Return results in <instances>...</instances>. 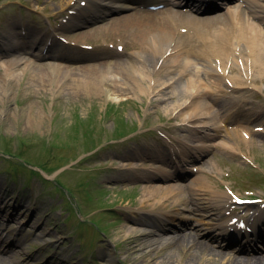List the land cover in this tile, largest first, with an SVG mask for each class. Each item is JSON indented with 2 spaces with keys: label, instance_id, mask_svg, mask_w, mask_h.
<instances>
[{
  "label": "rangeland",
  "instance_id": "rangeland-1",
  "mask_svg": "<svg viewBox=\"0 0 264 264\" xmlns=\"http://www.w3.org/2000/svg\"><path fill=\"white\" fill-rule=\"evenodd\" d=\"M236 1L197 16L226 15L231 6L244 7L246 2ZM82 2L75 0L71 6H83ZM69 10L61 7V0H0V35L13 32L18 41L0 36L11 50L0 54V65L22 54L43 66H87L122 57V61L134 59L146 69L137 59L142 47L129 45L125 28L116 34H87L105 22L75 28L62 26ZM133 12L131 8L113 16ZM182 26V34L193 30L187 23ZM261 27L264 28L263 23ZM28 31L38 32L41 38H48L47 42L53 40L50 52L58 57L39 56V43L23 50L20 42L29 41L32 36L19 39L16 33L26 36ZM246 50L241 45L236 55ZM172 56L167 66L158 65L157 70L162 71L156 78L146 77L142 86L148 89L133 88L134 82L130 83L129 78V84L123 79L121 84L110 83L117 99L99 91L103 81L86 83L74 94L75 88L69 87L70 80L63 73L59 75L63 77L60 87L44 88L32 81L34 64L23 75L26 63L12 68L10 73H16L15 79L11 83L5 81L3 87L0 84V258L4 264H161L174 256L175 263L184 264L194 254L200 264H228V256L212 258L200 252L196 255L189 247L181 254L173 253L166 242L188 221L166 223L162 220L166 216L157 211L179 209L199 227L204 225L197 221L200 209L188 210L198 203L209 206L214 216L212 224L222 225L225 215L247 217L248 221L256 212L261 213L255 223L264 237V209L260 206L264 202V75L252 67L250 60L245 63V55L236 56L239 60L228 59L225 68V62L221 64L218 58L188 56L189 68L184 72L173 66L176 64L171 63ZM51 74L58 76L56 71ZM188 79L199 81L190 94L186 92ZM194 102L201 106L196 109ZM193 115L202 118V122H194ZM118 133L128 135L119 138ZM195 147L204 150L185 164V175L176 173L175 168L182 166L180 158L190 152L198 154ZM3 149L16 152L14 158L5 155ZM120 161L142 171L119 174L115 168ZM37 169L43 170L44 181L34 175L33 170ZM150 175L157 184L175 185L179 198L201 195L205 203L186 206L174 204L171 198L165 202L166 208L145 203L146 214L142 213L139 206L145 199L143 188L147 182L141 177ZM168 177L171 178L162 181ZM198 177L204 178L208 188H189ZM237 196L257 197V201L236 203ZM5 214H12L14 219ZM132 215L135 220H146L155 233L148 237L157 242L146 248L149 254H126L128 244L140 239L138 232L126 235L128 228L138 226L130 222ZM207 219L203 217L202 221ZM139 227L147 229V225ZM205 231L198 232L199 238L215 249L224 246L222 250L227 255L235 254L231 246H225L220 234L212 240L204 235ZM8 240H15V246L8 248ZM253 247L264 256L261 242L253 243ZM105 252L112 256H105ZM253 253L245 248L237 257L243 259Z\"/></svg>",
  "mask_w": 264,
  "mask_h": 264
},
{
  "label": "bare ground",
  "instance_id": "bare-ground-1",
  "mask_svg": "<svg viewBox=\"0 0 264 264\" xmlns=\"http://www.w3.org/2000/svg\"><path fill=\"white\" fill-rule=\"evenodd\" d=\"M71 1L72 0H61V7L71 8ZM130 1L142 2V0H87V6L79 7L78 14L75 16H69V20L66 22V24H64V26L68 28H75L87 26L88 24H94L101 21L105 22L87 34L102 32L116 34L118 30L125 28V32L127 33L125 36L130 39L129 45L131 47H134L135 45H138L140 48L142 47L138 54L139 58L137 59L142 61L147 66L146 69L141 67L140 64H137L134 59L122 61V57H120V60L117 59L113 62L106 61L104 63H97L87 66L61 67L60 65L56 64L43 66L31 62L29 58L20 54L15 58L4 62L3 65H0V84H2L3 87V83H5V81L11 83V81L15 79L16 73H10L12 68L26 63V68H24L21 72L23 75L29 68L28 66L34 64V69H36V72L32 81L36 83V86L42 85L44 88H47V86L49 88H58L60 87L59 85L61 83V79L66 77L70 80L69 87H74V94H78L80 92V86L84 87L83 85L89 82L91 84H95L97 81L99 84H101L103 81V84L99 87V91L105 92L108 96H110L111 99H117L118 96L112 92L109 86L110 83L121 84L123 79V81L127 84V79L129 78L130 83L134 82L133 88L142 90L148 89V87L142 86L146 77L149 79L153 77L156 78L158 73L162 71L160 69L157 70V68L159 66H167L173 53L175 54L171 58V63L173 62L176 64L173 66L181 67L182 72H184L183 70H187L189 68L188 64L190 62L187 60L188 56L190 57L193 55L204 59L209 57L216 59L218 58L221 64L225 62L223 64L225 68L228 59L235 58V60H239L236 56L241 57V55H245L247 57L245 63L247 64V60H250L252 67L256 68V70L258 69L259 72L264 75V30L262 29L263 27L261 28V23L264 22V7H262L264 5L258 3L257 0H251V3L247 7L249 12L245 11V9L239 6L237 9L230 8L227 16L211 15L205 17L188 16V14L182 13L181 11L175 9L182 4L191 6V8L196 10L213 9L214 5H205L203 3L205 0H147L146 2L152 1L150 2L152 5L155 3L154 1H157L166 3L172 7L161 10H138L134 11L133 13L124 14L118 17L112 16V19H109L111 14L133 8ZM61 11H63V9ZM257 19L259 22L258 24L253 21ZM183 23L189 24V26L193 29L192 32L182 34L180 28L184 27L182 26ZM37 33L38 32L33 33L28 31L27 35L25 34L26 36H22L20 32L16 33L18 34L19 39L21 37L31 38L32 36V39L29 41L20 42L21 48L24 50L26 46L33 47L34 43L38 41L40 51H42L43 48H46L45 53L42 54L43 52H40L39 56L48 55L52 58L58 57V55L50 52L51 47L55 42L50 40L47 46L46 39L41 38V36H38ZM0 36L3 39H8V41L11 40L12 42H18L16 40V35H14L13 32L5 31ZM73 39L77 41V36L75 38L73 37ZM0 42V54H7L9 51L11 52L9 47L6 48L4 46L2 40H0ZM241 45L246 47V53L245 51L243 53L240 51L238 55H236V51ZM34 47H36V45ZM245 63L243 64V67L247 66ZM249 67L251 68V66ZM48 68H51L52 71H56L58 76L51 74L52 71L48 72ZM80 72L82 74H80ZM62 73L64 76L62 75L63 77L60 78L59 75ZM92 73L96 74V76H94ZM80 76L81 78L79 79ZM238 80L239 82H242L240 81V78ZM198 82L199 81L197 80L188 79L186 92L188 91L190 94L191 89L195 87ZM192 94H199L200 96L209 95L207 92H194ZM191 97H193V95H191L190 98ZM192 104H195L196 109L201 106L200 102H194ZM191 119L194 122H202V118L197 117V115H193ZM195 148L198 154L190 152V154L187 153L186 158L180 159V162L182 161V166L176 168V171L179 170L177 173L181 172L182 175H185L184 173L187 171L185 164H188L189 161H193L198 158L199 152L201 153L204 150L202 147ZM115 171L119 174L126 173L129 175L131 172L138 173L139 171H142V168L130 166L129 162L120 161V163L117 164ZM140 173L144 175L143 172ZM146 174L149 175V173ZM141 178H143L142 180L147 183L143 188L145 199L140 202V209H146L145 203L150 204L154 208L158 205L166 208L165 202L170 201L171 198V202L174 204L179 202V204H185L186 206H189V204H192V202L201 201L202 203H205V197H202L201 195H199L197 198L193 197V195H191L188 199L179 198L180 196L178 193H176L177 190L174 189L175 185L157 184L150 179L151 175L147 176V178H144V176ZM169 178L171 177L165 179L162 178V180L167 181ZM207 184L208 183H206L203 177H198L195 178L194 183L189 186V188L193 187L194 189L203 191L208 188ZM208 208L209 206H207V204L206 206H203L199 205L198 203L196 208L188 209L192 212H197V210L200 209V212L198 213L200 218H197V221L204 222V225L199 227H197V224L189 222V219L182 215L181 210L179 209L169 208L165 209L167 212L157 211V213L166 216V218H162V220L167 221L166 223L188 221V223L184 225V229H181L176 236L166 239V242H169L173 253L181 254V252L189 247V249H192L196 252V255L200 252L206 253L208 256H212V258H215V256H228V264H264V256L252 254L251 257L239 259L237 256L240 255H237L236 253L227 255L226 251H223L222 249H215L214 245H210L204 238H199L200 233L198 232L202 229L206 230L204 235L206 234L208 238L213 240V238H215V234L208 231L216 229L218 230V233H225V230L223 229L224 226L226 228L227 225H230V227H233L232 229L236 227L234 224H229V216H226L223 219L224 225L218 223L212 224L211 221L214 219V216L211 214V209L209 210ZM173 210L176 211L168 214ZM5 217L14 219L12 214H5ZM203 217H208V219L206 221H202ZM132 218H134V221L130 220V222L132 221L133 223L137 224L138 228H128L126 235L138 232L140 239L139 242L137 241L128 244L126 254L127 256H133L135 253L140 252L149 254L146 248H151L157 242H153V240L149 239L148 237L155 233L149 227V224H147L148 222L146 220H135V215H132ZM141 225H147V229L140 228L139 226ZM250 225L255 230V219L250 222ZM163 230L166 233L169 232V228L164 227ZM193 230H196V233H194ZM228 233H230V230H228ZM255 236L256 237L254 239H257L258 235L255 234ZM241 244L242 249L247 246V244L240 243V245ZM144 249L147 251H144ZM104 255L112 256V254L106 252ZM194 255L189 257V259L184 260V264H200ZM175 257L176 256L169 259L168 261L166 260L162 262L161 264H179V262H174ZM106 260L110 262L111 257L106 258ZM0 264H4V260L1 258Z\"/></svg>",
  "mask_w": 264,
  "mask_h": 264
}]
</instances>
